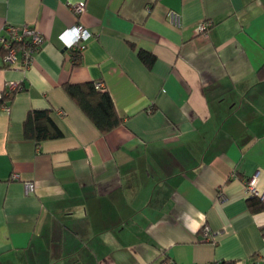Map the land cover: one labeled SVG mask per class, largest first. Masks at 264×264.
Here are the masks:
<instances>
[{
    "label": "crops",
    "instance_id": "0c3cea01",
    "mask_svg": "<svg viewBox=\"0 0 264 264\" xmlns=\"http://www.w3.org/2000/svg\"><path fill=\"white\" fill-rule=\"evenodd\" d=\"M76 24L74 64L57 37ZM8 26L44 41L26 69L0 58V264H264L245 193L256 176L264 204V0H0ZM84 82L121 126L101 135L62 90ZM45 109L62 137L37 146L23 122Z\"/></svg>",
    "mask_w": 264,
    "mask_h": 264
},
{
    "label": "trees",
    "instance_id": "16d2710c",
    "mask_svg": "<svg viewBox=\"0 0 264 264\" xmlns=\"http://www.w3.org/2000/svg\"><path fill=\"white\" fill-rule=\"evenodd\" d=\"M17 49L19 52L24 50L20 45H17ZM4 55L5 52L0 48V58ZM137 57L147 67H151L155 60L151 54L144 51L137 52ZM79 60L80 58H77L74 64H77ZM62 90L101 135H106L122 125L123 120L118 115L110 94L103 89H97L94 82L65 83L62 85ZM7 100L5 96L3 102ZM51 113V109L30 110L23 122L24 138L34 141L37 146L44 141L61 138L62 132L53 123ZM247 207L251 213L264 210L263 202L255 196L247 198Z\"/></svg>",
    "mask_w": 264,
    "mask_h": 264
},
{
    "label": "built area",
    "instance_id": "2783aa9c",
    "mask_svg": "<svg viewBox=\"0 0 264 264\" xmlns=\"http://www.w3.org/2000/svg\"><path fill=\"white\" fill-rule=\"evenodd\" d=\"M72 13L76 16L84 12L83 4L70 5ZM168 20L174 27H179L180 15L175 12L168 14ZM212 27V21L203 20L197 24L196 32L200 35H206L208 30ZM90 37V33L80 24H76L73 27L63 30L58 35V40L61 43L63 49L71 51L73 53V62H77V58H80V53L84 49V43ZM43 36L28 26L13 27L8 26L5 28V34H0V48L5 52L3 57L4 64L7 67L13 66L18 61V54L21 55V63L24 69L28 68L33 60L34 54L39 50L43 43ZM17 45H20L24 50L17 49ZM97 89H103L101 83H95ZM6 89L11 92H21L24 90V86L21 83L8 82ZM6 93L0 91V109L8 111L9 106L4 101ZM256 176L251 177L245 181V193L247 197L255 196L262 198L256 189ZM27 192H33L34 185L32 183L25 184ZM202 234L206 241H212L214 235L211 234L208 229L204 228ZM163 264H173L171 261H167Z\"/></svg>",
    "mask_w": 264,
    "mask_h": 264
}]
</instances>
